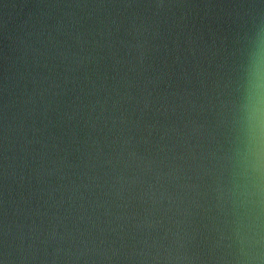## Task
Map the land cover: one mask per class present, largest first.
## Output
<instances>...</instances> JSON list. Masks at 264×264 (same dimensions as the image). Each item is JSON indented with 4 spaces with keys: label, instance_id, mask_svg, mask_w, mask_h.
Listing matches in <instances>:
<instances>
[{
    "label": "water",
    "instance_id": "95a60500",
    "mask_svg": "<svg viewBox=\"0 0 264 264\" xmlns=\"http://www.w3.org/2000/svg\"><path fill=\"white\" fill-rule=\"evenodd\" d=\"M260 34L264 0H0V264H264L232 195Z\"/></svg>",
    "mask_w": 264,
    "mask_h": 264
},
{
    "label": "clouds",
    "instance_id": "9594fccd",
    "mask_svg": "<svg viewBox=\"0 0 264 264\" xmlns=\"http://www.w3.org/2000/svg\"><path fill=\"white\" fill-rule=\"evenodd\" d=\"M238 90L232 195L242 240L258 246L264 242V34L246 55Z\"/></svg>",
    "mask_w": 264,
    "mask_h": 264
}]
</instances>
